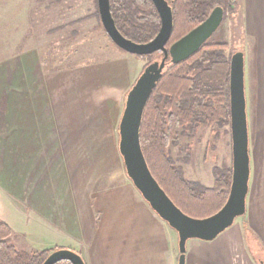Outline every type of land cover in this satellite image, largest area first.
<instances>
[{
	"label": "crops",
	"instance_id": "crops-1",
	"mask_svg": "<svg viewBox=\"0 0 264 264\" xmlns=\"http://www.w3.org/2000/svg\"><path fill=\"white\" fill-rule=\"evenodd\" d=\"M237 3L250 56L255 52L257 89L245 213L212 240H187L185 264H261L246 244L244 227L264 255V0ZM23 59L0 63V205L7 209L0 221L12 230L8 242L34 250L12 216L7 219L10 211L28 219L37 236L41 230L58 239L60 246L54 241L44 248L72 249L85 264H177V233L127 177L118 137L96 123L89 130L86 119L71 117L69 106L52 102L50 86H36L35 69ZM135 62L139 74L143 64ZM11 73L15 86L8 85ZM105 141L112 165L100 157Z\"/></svg>",
	"mask_w": 264,
	"mask_h": 264
},
{
	"label": "rangeland",
	"instance_id": "rangeland-1",
	"mask_svg": "<svg viewBox=\"0 0 264 264\" xmlns=\"http://www.w3.org/2000/svg\"><path fill=\"white\" fill-rule=\"evenodd\" d=\"M225 13L224 20L209 39L226 42L225 55L243 52L248 143L254 160L255 52L251 57V45L245 42L238 8L234 13ZM15 57L24 58L25 64L35 69L32 76L36 86L41 83L50 86L52 102L64 104L65 108L69 106L71 117L86 119L89 130L94 132L93 123H96L101 125L102 133H110L114 138L118 137L117 125L126 93L141 73L137 74L140 67L135 60L141 59L143 70L145 65L161 58L149 61L144 56L121 50L109 40L97 15L96 0H0V63ZM8 83L18 84L13 73ZM101 144L103 165H112L109 142ZM168 150L182 167L185 177L212 186L211 168L231 164L229 125L209 127L204 124L195 130H186L178 144ZM252 167L254 169L253 164ZM0 201L4 203L2 197ZM6 211V206L0 205V215H6ZM11 216L12 223L29 237L34 250L48 249L44 247L55 241L41 230L37 236L28 219L8 211L7 219ZM243 231L257 262L264 261L252 233L245 227ZM55 242L58 243V239Z\"/></svg>",
	"mask_w": 264,
	"mask_h": 264
},
{
	"label": "trees",
	"instance_id": "trees-1",
	"mask_svg": "<svg viewBox=\"0 0 264 264\" xmlns=\"http://www.w3.org/2000/svg\"><path fill=\"white\" fill-rule=\"evenodd\" d=\"M166 1L173 22L166 48L203 21L215 6L223 8V20L226 11L234 13L238 8L237 0ZM109 5L115 26L125 38L146 43L158 32L160 19L151 0H109ZM227 47L226 42L209 39L186 60L168 64L145 104L139 129L141 149L151 174L172 202L195 218L209 216L223 205L231 181V164L213 166V184L205 186L185 177L168 147L176 146L186 130L204 124L229 125L228 74L232 53L225 55ZM139 56L152 61L162 57V52ZM11 233V228L0 221V264H41L59 248L17 250L7 240ZM54 264L71 263L60 260Z\"/></svg>",
	"mask_w": 264,
	"mask_h": 264
},
{
	"label": "water",
	"instance_id": "water-1",
	"mask_svg": "<svg viewBox=\"0 0 264 264\" xmlns=\"http://www.w3.org/2000/svg\"><path fill=\"white\" fill-rule=\"evenodd\" d=\"M160 19L156 35L146 43L125 38L116 28L110 13L109 0H96L101 25L108 38L121 50L133 55L162 52L158 61L145 65L126 93L118 124V150L127 177L149 204L178 236L177 264H185V247L189 239L212 240L245 213L249 180L248 125L244 93L243 52L232 53L229 60V128L231 137V181L223 205L213 214L195 218L183 213L167 196L151 174L144 158L139 137L143 110L168 64H177L194 54L218 29L224 10L215 6L208 16L186 34L165 47L173 30L172 11L166 0H151ZM68 260L85 264L82 257L69 248L52 251L41 264Z\"/></svg>",
	"mask_w": 264,
	"mask_h": 264
}]
</instances>
